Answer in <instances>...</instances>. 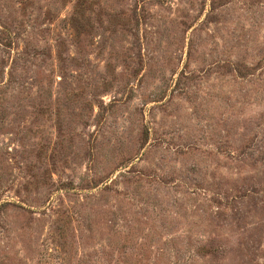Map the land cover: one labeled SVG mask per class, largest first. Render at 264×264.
<instances>
[{
    "label": "rangeland",
    "instance_id": "1",
    "mask_svg": "<svg viewBox=\"0 0 264 264\" xmlns=\"http://www.w3.org/2000/svg\"><path fill=\"white\" fill-rule=\"evenodd\" d=\"M0 264H264V0H0Z\"/></svg>",
    "mask_w": 264,
    "mask_h": 264
}]
</instances>
